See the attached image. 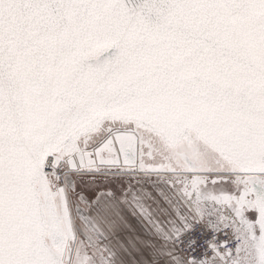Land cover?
I'll return each mask as SVG.
<instances>
[{"label":"snow or ice","instance_id":"obj_1","mask_svg":"<svg viewBox=\"0 0 264 264\" xmlns=\"http://www.w3.org/2000/svg\"><path fill=\"white\" fill-rule=\"evenodd\" d=\"M0 264H264V0H0Z\"/></svg>","mask_w":264,"mask_h":264}]
</instances>
